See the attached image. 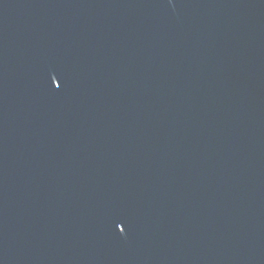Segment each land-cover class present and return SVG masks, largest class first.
<instances>
[{"label": "water", "instance_id": "1", "mask_svg": "<svg viewBox=\"0 0 264 264\" xmlns=\"http://www.w3.org/2000/svg\"><path fill=\"white\" fill-rule=\"evenodd\" d=\"M0 264H264V0H0Z\"/></svg>", "mask_w": 264, "mask_h": 264}, {"label": "snow or ice", "instance_id": "2", "mask_svg": "<svg viewBox=\"0 0 264 264\" xmlns=\"http://www.w3.org/2000/svg\"><path fill=\"white\" fill-rule=\"evenodd\" d=\"M121 230H123V229H121Z\"/></svg>", "mask_w": 264, "mask_h": 264}]
</instances>
